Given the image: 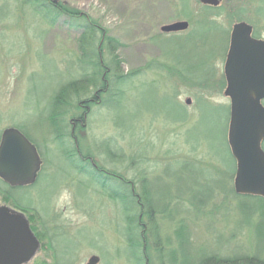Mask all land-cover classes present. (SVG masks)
<instances>
[{
  "label": "rangeland",
  "instance_id": "rangeland-1",
  "mask_svg": "<svg viewBox=\"0 0 264 264\" xmlns=\"http://www.w3.org/2000/svg\"><path fill=\"white\" fill-rule=\"evenodd\" d=\"M14 1L0 0V134L13 127L30 136L43 165L37 183L11 197L45 217L47 227L57 234L53 239L54 250L67 264H85L91 256L99 258L98 264H135L128 257L125 240L131 226L125 222L119 205L89 184L86 175L69 170L59 147L51 143L47 127L38 119L46 97L78 74L74 61L79 34L61 23L48 27L31 21L30 15L27 19L20 17ZM57 3L90 17L120 44L116 52L123 72L143 69L126 86L119 112L93 107L90 118L80 123L79 130L75 129L77 139L89 153L85 158L104 166L103 171L109 174L112 165L104 164L105 157L92 151V140L115 137L128 157L121 165L117 163L121 176L132 181L139 176L137 170H141L152 184L166 188L168 194L188 198L195 193V201H202L209 193L211 168L217 166L221 172L230 174L232 164L226 157V110L213 114L200 111L196 98L201 95L212 106L229 107L222 84L228 32L239 19L253 25L264 38V3L222 0L218 7L222 13L215 20L221 31L211 32L203 21L202 9L209 6L198 0H57ZM175 22H186L188 28L176 33L161 32L162 26ZM161 63L177 71L188 70L193 78L212 68L211 87L199 90L186 86L167 71L157 69ZM152 65L155 68H150ZM187 99L189 105L185 103ZM100 100L96 97L95 102ZM175 102L185 107L189 120L184 124L176 122L179 113ZM114 120L131 125L132 133L118 131L117 135ZM133 134L135 138L129 136ZM135 154L142 155V162L137 156L134 158ZM181 159L194 165L189 162L188 170H184ZM217 177L223 179L222 175ZM233 179L234 176L228 177L227 183L218 180L216 187L229 191L230 187L233 189ZM1 206L14 209L0 196ZM208 209L197 223L196 218L190 219L195 247L225 256L239 251L252 256L255 247L259 248L252 229L256 216L247 227L237 201L221 191L209 200ZM24 214L40 244L27 264H54L35 212ZM175 225L162 222L160 236L174 238ZM150 239L148 234L149 245ZM172 244L175 246L174 240Z\"/></svg>",
  "mask_w": 264,
  "mask_h": 264
},
{
  "label": "trees",
  "instance_id": "trees-1",
  "mask_svg": "<svg viewBox=\"0 0 264 264\" xmlns=\"http://www.w3.org/2000/svg\"><path fill=\"white\" fill-rule=\"evenodd\" d=\"M181 1L183 2V0ZM14 2V8L19 12L20 17L23 15L27 19V16L30 15L31 21L36 20L39 24L48 27L61 23L79 34L76 39L78 55L74 61L78 74L68 81L62 82L46 97L38 119L41 122L40 124L47 127L51 143L59 147L62 155L67 160L69 170L86 175L89 184L98 187L103 194L121 208L126 219L125 222L131 226V231L128 234L125 233V240L129 246L127 253L131 261L135 264H145L146 262L148 264H151V262L153 264H264V199L240 196L235 194L231 187L229 191H225L221 186L220 188L216 187L215 184L219 180L218 175L223 176V179L218 181L219 183H227L228 177L231 179L235 176V163L229 153L227 142L226 157L232 164L231 173L221 172L222 169L213 166L211 168L213 177L209 179V193H206L204 198L202 197V201H195V193H190L188 198V195L184 197L179 194H168L166 188L164 190L159 184H152V180L147 179L141 170H137L139 176L132 181L121 176L119 174V164L121 165V163L128 160V157L124 154V148L119 145L115 137L92 140V151L105 157L104 164L112 165L109 168V174L105 173L103 171L104 166L94 165L89 157L90 160L87 157V159L85 158V154L88 155L89 153L84 151L81 142L77 139L75 129L79 130L80 123L90 118L93 107L104 108L115 113L119 112L121 100L126 94V86L143 69L130 71L129 73L123 72L121 60L116 52L120 48V44L108 36L106 31L90 17L70 9L64 4H54L52 0H15ZM202 9L205 10L203 21L209 26V32L221 31L219 27H216L215 20L221 15L222 9L208 7ZM238 21L240 20L238 19ZM227 42L228 40L226 44ZM104 54L107 57L104 58ZM157 65V69H160L161 72L167 71L171 74V77L178 78L186 86L197 87L199 90H204L208 86L211 87V80L214 77L212 68H210V71L205 70L198 77L193 78L188 75V70L177 71L162 63ZM201 66L202 64L199 65V68ZM150 68H155V66L152 65ZM91 91L95 92L96 95L94 96V93L93 95L90 94ZM96 97L101 100L95 102ZM196 101L200 111L203 110L213 114L224 109L228 116L227 107L212 106L201 95L196 98ZM174 107L179 113L176 122L184 124L189 120L185 107L176 104V102ZM113 124L117 132L130 131L132 133L133 131V128H130L131 125H125L118 120H114ZM117 135H120V132ZM24 136L34 144L30 136ZM129 136L136 137L134 134ZM140 140L141 138H138L136 143ZM139 154L143 155L144 153ZM139 154H135L134 158L137 156V158H140L139 161L142 162V155ZM39 155L41 157L40 153ZM189 162L194 165L192 161L181 159L182 169L188 170ZM221 162L223 163V160ZM24 189L27 188H10L0 180V196L6 202H9L14 209L22 213L28 214L30 212L32 215L35 212V218L39 220L43 227L42 232L46 238V245L53 254L54 264H67L66 261H63L65 258H60V256L58 258L54 250L53 239L57 234L50 227H47L48 225L44 221L45 217L43 218L32 207L19 204L11 197L18 191H24ZM218 191L225 195L230 194L237 201L242 222L247 227L251 226V219L256 216L257 222L252 226V229L258 238L256 246L259 248L256 250L255 247L252 256L241 251L238 254L225 256L219 253H210L205 248L195 247L190 221L194 218H196V223L200 221V216L209 210V200H212ZM181 214H183L182 218H180ZM191 218L192 220H190ZM203 219H205V216ZM162 222L176 224L173 230L174 238L170 239L169 235L163 238L160 236ZM148 234L151 237L150 245L147 244ZM35 236L39 237L38 235ZM173 240L175 246L172 244ZM146 245H149L150 249Z\"/></svg>",
  "mask_w": 264,
  "mask_h": 264
},
{
  "label": "water",
  "instance_id": "water-1",
  "mask_svg": "<svg viewBox=\"0 0 264 264\" xmlns=\"http://www.w3.org/2000/svg\"><path fill=\"white\" fill-rule=\"evenodd\" d=\"M217 7L221 0H198ZM54 4L57 0H52ZM188 28L175 22L160 28L176 33ZM252 28L245 22L233 25L229 50L224 62L227 82L223 93L230 102L227 143L236 162L233 189L237 195L264 198V41L251 38ZM186 105L190 100L185 101ZM42 161L33 144L17 129L7 128L0 135V180L11 187L34 183ZM40 244L23 214L0 207V264H27ZM91 256L85 264H98Z\"/></svg>",
  "mask_w": 264,
  "mask_h": 264
},
{
  "label": "flooded vegetation",
  "instance_id": "flooded-vegetation-1",
  "mask_svg": "<svg viewBox=\"0 0 264 264\" xmlns=\"http://www.w3.org/2000/svg\"><path fill=\"white\" fill-rule=\"evenodd\" d=\"M260 1L264 3V0H260ZM209 8H211V7H209ZM233 24H235V23H233ZM233 24H232V26H231V28H230V30H229V32H228V45H227L226 55H227L228 50H229L230 34H231V31H232ZM248 25L251 26V28H252L251 38L254 39V40H256V41H264V38H263L262 36H260V35L256 32L257 29L254 28V26L251 25V24H248ZM226 55H225V58H226ZM224 62H225V59H224ZM223 72H224V64H223ZM222 84H223V89L225 90V89H226V86H227V82H226V79H225L224 74H223V83H222ZM260 105H261V107L264 109V98L260 101ZM228 125H229V119H228ZM260 147H261L262 151L264 152V141L261 142ZM234 163H235V170H236V162L234 161ZM6 185H7V184H6ZM8 186H9V185H8ZM9 187L15 189V188H28V187H30V186H24V187H11V186H9ZM31 187H32V186H31ZM11 209H13V208H11ZM13 210H14V209H13Z\"/></svg>",
  "mask_w": 264,
  "mask_h": 264
}]
</instances>
